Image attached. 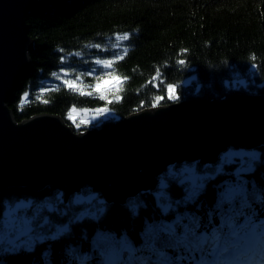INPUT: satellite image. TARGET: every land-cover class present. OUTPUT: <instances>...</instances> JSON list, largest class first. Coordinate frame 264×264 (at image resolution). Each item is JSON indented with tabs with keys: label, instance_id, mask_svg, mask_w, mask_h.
Segmentation results:
<instances>
[{
	"label": "trees",
	"instance_id": "obj_1",
	"mask_svg": "<svg viewBox=\"0 0 264 264\" xmlns=\"http://www.w3.org/2000/svg\"><path fill=\"white\" fill-rule=\"evenodd\" d=\"M25 19L33 40L31 69L7 103L17 122L49 113L78 132L108 126L154 104L220 99L230 93L264 96V0H35ZM125 32L129 40H118ZM87 42L101 48H87ZM126 47L131 51L111 68L95 63L119 56ZM113 68L130 77L125 91H96V78ZM53 71L59 78L50 75ZM79 72L92 74L77 79ZM66 80L91 94L81 95ZM169 85L177 99L169 98ZM73 106L108 108L111 116L71 122ZM254 150L258 157L248 171L237 172L238 163L219 160L169 165L154 187L123 203L106 202L88 185L67 198L51 185L10 186L0 193V229L6 207L27 201L16 215L29 222L33 242L0 245V264H221L219 248L195 253L193 259L170 245L183 239L193 219L200 223L201 238L220 231L221 247L244 245L254 227L256 235L264 232V143ZM184 165H195L204 174L194 193L181 181ZM168 228L174 230L173 239L163 231Z\"/></svg>",
	"mask_w": 264,
	"mask_h": 264
},
{
	"label": "water",
	"instance_id": "obj_2",
	"mask_svg": "<svg viewBox=\"0 0 264 264\" xmlns=\"http://www.w3.org/2000/svg\"><path fill=\"white\" fill-rule=\"evenodd\" d=\"M34 5L0 0V193L51 185L67 198L88 185L106 202L123 203L154 187L169 165L212 164L226 148L264 143L263 95L176 101L78 132L49 113L17 122L7 103L31 69L25 18Z\"/></svg>",
	"mask_w": 264,
	"mask_h": 264
},
{
	"label": "rangeland",
	"instance_id": "obj_3",
	"mask_svg": "<svg viewBox=\"0 0 264 264\" xmlns=\"http://www.w3.org/2000/svg\"><path fill=\"white\" fill-rule=\"evenodd\" d=\"M100 110L101 109H77V113L73 114L74 119H70V121L74 122L84 120L88 121V123H91L111 116L110 112H101ZM257 157V151L251 148H228L223 153H221L218 160L221 162L225 161L228 163H238L240 166H237L236 171L240 172L250 170V161ZM180 172L181 181H185L186 183H188L191 188L190 193H194L198 188L202 186V179L204 177V174L197 172L195 165H184ZM27 204V201H18L13 206L6 207L2 219L3 225L0 229V245L7 247V245L16 246L21 243L29 245L33 242V236L30 232L31 226L29 222L25 218L19 219L16 215L17 210L21 207L27 206ZM263 234L264 232L261 234V236Z\"/></svg>",
	"mask_w": 264,
	"mask_h": 264
},
{
	"label": "clouds",
	"instance_id": "obj_4",
	"mask_svg": "<svg viewBox=\"0 0 264 264\" xmlns=\"http://www.w3.org/2000/svg\"><path fill=\"white\" fill-rule=\"evenodd\" d=\"M134 31H138V29H134ZM121 37H126V39H121ZM117 38L120 41H127L130 38V34L125 32L122 35H118ZM84 46L87 48H96V49L101 48L100 44L93 42H87L85 43ZM117 46L118 45L116 44L112 45V47H117ZM57 47L59 48V46ZM107 50H108L107 48L103 49V51H107ZM129 51H131V48L126 47L123 49L122 54H120L119 56L104 61H112L113 62L112 66H113L115 62L119 60H123L128 55ZM80 54L81 53L79 51L76 52L77 56H80ZM254 55L255 54L253 53L252 56L254 57ZM61 59L63 60V57ZM135 70L136 69H134V71ZM95 71L96 69H93V72ZM91 74L92 73L89 72H79L77 73V79H79L81 76H89ZM50 75L54 78H59L57 72L55 71L51 72ZM96 79L98 82L94 85L95 89L99 88L102 92L114 91L116 94H120L125 91V84L128 80H130V77L125 76L122 73L118 74L115 68H113L111 72H105ZM85 87H92V85H85ZM55 90L59 91V88ZM27 97H28L27 92L22 94L21 102L18 105L19 107L23 108L26 106ZM119 97L120 99L117 100V103H119L122 100V97L121 96ZM251 231L253 235L244 243V245L241 246V245L229 243L221 247L220 245L213 244L211 246V252H216L217 249L219 248V256L224 257V260L221 261V264H264V238L255 234L256 233L255 227ZM235 235L236 233H233V236Z\"/></svg>",
	"mask_w": 264,
	"mask_h": 264
},
{
	"label": "snow or ice",
	"instance_id": "obj_5",
	"mask_svg": "<svg viewBox=\"0 0 264 264\" xmlns=\"http://www.w3.org/2000/svg\"><path fill=\"white\" fill-rule=\"evenodd\" d=\"M121 39H126V37H121ZM253 59H254V57H253ZM96 63L98 65H103L106 68H111L113 62L112 61L97 60ZM180 63L182 64L183 60H181ZM157 75H159V72H157ZM65 84L71 89L79 90L81 95H90L91 94V93H86L82 87L77 85L72 80H66ZM95 90L103 93L99 88H97ZM168 91L170 93L169 98H171V99H177L178 98L173 94L174 89L171 85H169ZM101 99H106V97L102 94ZM115 99L119 100L120 97L116 96ZM160 99H162V97H156L157 102H159ZM108 102L111 103V100H109ZM153 106L155 107L156 105L154 104ZM100 111L101 112H108L109 109L104 108V109H101ZM76 113H77V108L73 107L69 111V119H74L73 114H76ZM81 123H88V121L82 120ZM77 127H79V125H77ZM232 223L233 222L231 220L227 221L229 228L232 227ZM199 228H200L199 221L196 219H193L189 223V225L186 226V232H185L183 239L179 240L176 243L171 244L170 246L176 247L178 249H183L189 255L190 258L194 259L195 253L205 254V253L211 251V246L213 244H216V245L221 244L223 237H222V233L220 231L214 229L210 235H203V238H201V235H199L197 232V230ZM163 231H166L169 233L170 239L174 238V230L172 228L163 229Z\"/></svg>",
	"mask_w": 264,
	"mask_h": 264
},
{
	"label": "bare ground",
	"instance_id": "obj_6",
	"mask_svg": "<svg viewBox=\"0 0 264 264\" xmlns=\"http://www.w3.org/2000/svg\"><path fill=\"white\" fill-rule=\"evenodd\" d=\"M229 148H235V147H229ZM228 148H226V149H224L223 151H221L220 153H219V155H218V158H219V156L221 155V153H223L225 150H227ZM252 149H254V148H252ZM190 160V159H189ZM192 161H195V160H192ZM197 161V160H196ZM185 162V161H184ZM199 163V162H198ZM214 163H216V162H214ZM201 164V163H200ZM202 165H205V164H202Z\"/></svg>",
	"mask_w": 264,
	"mask_h": 264
}]
</instances>
